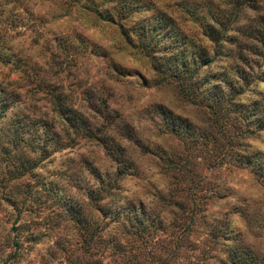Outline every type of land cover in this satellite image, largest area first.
Masks as SVG:
<instances>
[{
  "label": "rangeland",
  "instance_id": "374dc122",
  "mask_svg": "<svg viewBox=\"0 0 264 264\" xmlns=\"http://www.w3.org/2000/svg\"><path fill=\"white\" fill-rule=\"evenodd\" d=\"M149 1L179 14V0ZM184 1L201 12L221 4ZM83 3L0 0V31L16 53L12 65L0 63V83L16 93L0 117V240L15 233L28 243L16 264H234L227 252L237 245H246L263 264L264 186L246 168L210 166L209 152L188 148L166 132L154 105L199 129L206 126L204 111L182 99L173 83L152 84L149 60ZM238 14L243 25L264 17V0ZM182 18L185 28H195ZM241 51L247 60L232 55L230 65L248 77L260 75L238 96L246 103L264 92V48L260 56L247 46ZM221 63L227 62L218 59L210 72ZM49 124L55 137L46 138V157L15 178L16 165L27 167L32 160L35 142L28 135L45 138L41 131ZM102 141L118 145L131 166L114 190L101 192L98 210L88 191L99 186L97 174L111 175L120 165L104 153ZM240 141L247 151H264V129ZM33 181L44 191L29 211L23 207L36 188ZM210 226L237 231L240 241L212 238L206 234Z\"/></svg>",
  "mask_w": 264,
  "mask_h": 264
},
{
  "label": "trees",
  "instance_id": "16d2710c",
  "mask_svg": "<svg viewBox=\"0 0 264 264\" xmlns=\"http://www.w3.org/2000/svg\"><path fill=\"white\" fill-rule=\"evenodd\" d=\"M218 1L221 2L220 5L213 8L207 5L201 12L197 7L179 0L177 5L180 11L177 16L154 7L149 0H84L83 4L96 18L114 24L124 44L149 60L152 70L149 80L152 84L173 83L182 99L204 111L206 126L199 129L187 120L178 119L165 107L154 105L157 113L162 114V127L166 132L183 140L188 148L209 152L206 161L210 166L234 164L246 168L264 186V151H247V147H243L240 141L248 134L264 129V92H255V97L246 103L238 100V96L252 86L250 81H257L260 75L248 77L238 66L232 67L229 63L232 55L245 62L248 54L242 53L241 49L246 46L254 55L262 54L264 17L259 15L255 19L251 18L243 25L238 23V13L243 7L255 9L263 0ZM183 14L195 25L193 30L185 28L181 23L184 21ZM254 21L262 25L253 24ZM243 41L248 45H244ZM224 43L228 44V48ZM15 56L16 53L7 43L5 32L0 31V63L12 65L16 61ZM218 59H224L227 63H221L217 69L210 72L213 63ZM231 68L234 70L229 73ZM116 72L119 73V70L116 69ZM254 85L255 83L252 87ZM14 95L16 93L13 90L0 83V117L14 102ZM50 96L54 102H58L57 95L51 93ZM62 118L69 120L72 116ZM49 126L50 124L41 131L45 134V138L41 140L35 141L28 135L31 143L35 142L30 148L32 160L27 167L16 165L15 178L29 173L37 161L46 157L50 146L46 138L55 137V132H51ZM127 138L129 140V135ZM101 143L104 153L120 165L114 168L111 175L97 174L99 186L88 191V197L98 210H101L97 205L101 192L114 190L112 188H115L116 181L125 174L126 167L131 166L130 162L121 157L122 152L118 145L111 146L105 141ZM163 160L169 167H175L177 164L170 156ZM33 185H36V188L30 191L31 197L23 207H27L29 211L39 206L40 194L44 191L34 184V181L31 187ZM175 204L181 207L178 203ZM136 211L133 210L135 213ZM193 215L194 211L190 212L192 223ZM262 228L264 231V223ZM179 229L180 232L185 230L184 227ZM206 234L212 238L220 235L223 239L240 241L237 231L222 226H210ZM27 237L29 240L35 236ZM28 246V243L22 244L15 233L6 236L0 240V264H16ZM227 254L234 264L237 261L239 264H260L262 260V257L253 254L246 245L232 247Z\"/></svg>",
  "mask_w": 264,
  "mask_h": 264
}]
</instances>
